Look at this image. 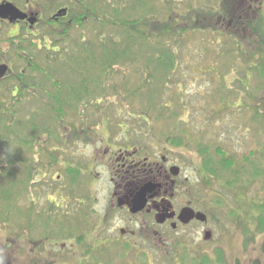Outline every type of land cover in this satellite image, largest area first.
Here are the masks:
<instances>
[{
	"label": "flooded vegetation",
	"instance_id": "af4514ba",
	"mask_svg": "<svg viewBox=\"0 0 264 264\" xmlns=\"http://www.w3.org/2000/svg\"><path fill=\"white\" fill-rule=\"evenodd\" d=\"M40 2L42 0H0V5L10 3L25 16L11 19L0 12V83L7 80L12 84V97L16 96L18 85L29 86L25 96L19 99V105L28 100L44 101L51 106L85 105L89 99L80 102L74 91L77 88L83 96L89 95V69L80 66L82 62L68 59L69 43L54 44L51 39L47 40L42 31L48 27L58 30L65 16L53 18L56 10L45 17ZM216 12L215 29L221 36L226 26V38L236 49L231 54L254 61L262 58L259 65L264 73V0H223V4L217 0ZM225 12L227 16L223 17ZM65 45L68 47L66 53L61 51ZM230 58L227 62L229 68H233ZM33 59L37 64L50 59V66L45 71H37L31 68ZM49 73L54 79L62 78L68 84H50L45 79ZM243 74L236 81L241 84V89L247 90L251 76ZM86 79L89 81L85 82ZM260 84L264 86V76ZM33 90L34 95L31 94ZM100 100L98 97L95 103ZM263 101L262 98L254 100L253 105H262ZM238 105L245 104L240 102ZM86 108L81 119L80 115L76 117H79V123L75 121L69 130L55 132L57 138L58 133L62 136L60 142L52 141V149L62 150L67 156L66 162L62 161L63 166L69 168L68 178L64 180L56 175L52 180L55 185L49 184L52 189L46 206L42 205L39 185L42 182L29 180V183L34 182V187L25 189V199L19 202L22 214L18 227L0 230L13 231L0 241V264H198V249H203L200 240L203 243L212 240L211 231L206 229L209 221L215 228L218 225L217 241H222L224 233L229 234L213 212L209 214L198 207L199 203L205 202L201 189L209 182L218 183L225 187L224 191L231 193L232 187H227L225 181L220 182L217 177H205L202 161L192 168L197 181L191 182L185 172L187 165L182 151L159 137V133L151 131L148 117H140L146 123V131L130 133L119 123L117 138L114 131L109 130L110 121L104 116L99 120H103L104 125L98 122L96 130L91 131ZM101 128L104 129L99 130ZM144 137L149 140H143ZM80 145L89 152L81 159L76 158L77 148L83 154ZM58 165L59 160L53 167ZM42 167H47L45 162ZM101 185L105 188L102 200L97 197ZM138 194L142 205L132 211L137 207L134 201ZM218 195L213 197L210 207L220 211L232 224L233 233L240 229L234 220L241 217L237 214L240 207L234 208L228 202L230 200ZM186 209L204 214L205 221L195 216L186 221L182 217ZM256 212L253 209L251 215ZM65 220L68 225L76 224L82 233L68 232L66 236ZM260 234L264 232L255 231L253 236ZM218 243H209L220 250L212 264H224L220 255L222 246ZM261 250L264 251V243ZM236 264L240 263L237 261Z\"/></svg>",
	"mask_w": 264,
	"mask_h": 264
},
{
	"label": "rangeland",
	"instance_id": "374dc122",
	"mask_svg": "<svg viewBox=\"0 0 264 264\" xmlns=\"http://www.w3.org/2000/svg\"><path fill=\"white\" fill-rule=\"evenodd\" d=\"M189 1L194 7H197V9L198 6H201L210 8L212 9V11L214 10L213 7H216L217 4L216 0ZM47 2L49 3L50 1ZM181 2L182 0H175V3H173L172 6L176 12L178 11V13L179 11H185L187 8L186 5ZM40 3L45 17L55 12L58 8L67 7L66 0H54L49 8L44 7L43 1ZM166 15L167 14H165V11H161L158 15V19L163 20L165 19ZM206 18L214 19V13L208 14ZM213 25L215 26L214 23ZM48 31L49 29H44L42 32L47 36V40L50 41L51 35ZM72 31L76 32V29L73 27ZM226 31V26H224L222 32L223 35L221 34V36H219L218 44H216L215 42L214 44L212 43L216 36H214L210 31L189 34V44L180 46V51L177 54V66L168 76L169 82H167V87L164 89V95L161 103L162 106H168L170 108L172 107L171 109L177 112L185 122L177 124L176 119L179 118H164L163 120L157 122L155 125H151V123L149 122V126L151 128H154L155 126V133L157 132L159 134H169V132L173 131L174 129L175 135H181L185 138L183 139L184 144L182 143L180 146H177V148L182 151L181 153L183 155H181L185 159V163L187 165L185 172L191 182L197 181V178L195 176L197 174L194 173L195 170H193L192 172V168L195 164H198V162L201 163L202 157L200 156V152L202 153V151H206L209 155L211 154L212 161H214V164L212 165L215 166L216 170L218 171V178L220 179V182L221 180L225 181V179L228 178L232 179V176L234 174L232 171L236 172L235 174L238 182L233 183V193H231L230 191H224L225 187L220 186L218 183L209 182L201 189V197L202 200H205V202L202 204L199 203L200 205L198 204V207L206 210L209 214H212L213 212L214 217L219 218L220 226L222 225L224 229L229 232V234L224 233L223 239L220 242L217 241V238L219 236L218 225L215 228L211 225V221H209V226L206 228L212 233V240L210 242H219L218 244L222 246L220 255L221 260H223L224 264H236L237 261L240 264H254V260L263 264L264 251H262L261 248L264 243V234H260L259 237H257L256 235L253 236V233L255 232V223L251 220V211H253L251 205L253 203H262V201L264 200V176H260L257 178L252 177L251 172L254 168H262L264 166V123H262V121H258L257 124L256 122L258 119H254V121H251L250 119L253 117V114H255L256 111V109L252 107V105L254 104V100L257 101L259 95L262 96V94H264V91L260 89V87H262L260 81L253 75H251L250 88L248 92L241 89L238 81H236L238 77H243L244 67H247L250 64L249 59L234 60L231 66L233 68H229V64L227 61H230L231 58H225V56H223L219 58L220 68L212 67V62L218 64V57H215V55H213V59L210 58L212 54L211 51L214 50V48L218 52H220L221 50L225 51L231 49L230 43L225 35ZM77 33L78 32H76L75 35ZM70 35L72 36L71 40L75 39V35L73 32L70 31ZM200 36L203 38H201ZM71 40L69 41V43L71 42ZM201 40L203 41L201 47V51L203 53L201 54L202 56H199L197 51L194 49H197V43ZM225 41H228L227 44L224 43ZM207 47L209 48V50L211 49L210 53L209 51H205ZM197 56L198 58H196ZM201 57L206 58V62H202L203 59ZM32 62L34 64H37L36 59H33ZM202 63L204 64L201 65ZM38 64L44 65L45 63L41 62ZM19 65H21V63ZM140 66L141 64L138 62L134 64H128V66L125 67V75L118 73L113 75L115 83L120 84L124 78L128 80V83H136L137 80H144L143 77H145V74H143L144 71H141ZM237 69H241L242 71ZM237 72H240L241 75H239ZM229 79L231 81L230 83H228ZM11 85L12 84H9V82L0 83V100H5L2 103L3 106L9 107L8 100L11 96L8 88L11 87ZM227 86H230L231 88L228 89ZM35 90H33L31 94L34 95ZM108 92L105 100H101L100 103L94 102L92 105H89L86 108V116L91 127H94L95 123L99 122L101 115L107 114L108 116H110V122L108 123L109 130H113V134H116L117 138L119 137L117 133H119L120 131L118 127L119 123L125 125L126 130H128L130 133L136 131H146V123L143 120L139 118L132 119L126 113L127 111L124 109V106H126L127 101H123V98L120 99V96H118L115 99L116 104L113 105L111 103L110 94ZM40 96L42 97L41 94H39V97ZM172 97H175L177 101L179 100L178 103L180 105L183 106V104H185V107H187L188 111L185 110L186 112H184L181 106L173 107L170 101ZM31 98L34 97H29V99ZM234 98H240L241 102H243V104L245 105H243V107L236 106V102L235 104H233ZM222 99H224V101H227L223 102L221 101ZM220 104H228V106L232 107V109H226L222 111L219 110L220 113L218 114V116H216L214 112L219 108L218 106H220ZM261 104L262 108L260 109L264 111V101ZM142 106V104H139V108H141ZM40 108H43L45 112L42 113L39 110L40 113H35L34 117L31 116V114L35 112V110ZM98 108H104V112L100 115L98 114ZM5 109L8 108L5 107ZM16 109L17 116L19 117V122L24 126V130L22 132L24 136L26 135L30 137L31 134H33V136H36L37 131L40 130L41 127L48 126L50 124L48 120L44 122L42 119H40V117L50 114V111L52 114L50 105H48V103L44 101L28 100L26 104L20 105L16 107ZM48 110L49 112H47ZM63 110L67 112L66 108H63ZM161 111L163 110H155V116L160 117L159 113ZM229 112H233V115H230ZM5 113V115H8L10 113V110L5 111ZM67 113L68 116L63 117V121L56 129L57 132L62 131V129L64 130L65 127L69 128L71 123H74L75 121L79 123L80 119L83 117L82 114V116H80V119L79 117L76 119V117H73V114L70 111ZM30 122L35 123L38 127L40 124H42V126L39 127V129L35 132L30 128ZM101 123L104 125L103 120L101 121ZM91 127L90 130L92 131L93 128ZM20 130L22 131V128ZM155 133L154 135H156ZM158 136L161 137L160 135ZM46 137L47 135L43 133V135L39 138L44 140ZM143 140H149V137H144ZM52 144V139L48 138L45 141L44 148L51 147L50 145ZM40 147H43L42 144ZM79 147L81 148V152L83 154L79 153L80 149L77 148L78 153L76 155V158L81 159L85 157L89 152L83 149L81 145ZM217 148H219L220 150H217ZM39 149V147L35 146V148L33 149L34 153L32 157L36 158L35 160H37V164H39L38 167L40 169L42 166V162L45 161V158H42V161L36 157V151L39 152ZM4 153L5 149L3 151V149L0 148V162H3L2 155H4ZM24 154H26L25 157H23ZM10 155L11 159L14 160H16L17 158H24L25 160L27 158H31V155L26 150L20 151L19 153L13 151ZM228 158H231L234 162V165L231 168V172L225 171V169L222 168L223 161ZM62 160L66 162L67 156L64 155L62 159L59 158L58 166L43 171V174H41V176L36 174V178L32 180L36 182H42L39 183V185H41L42 188L43 206L48 205L46 200L47 196L51 194L52 189L49 184L55 185L52 180L56 178V175H60V178L64 180L66 179L64 169H62L66 167V165L63 166ZM22 164L24 165V162ZM22 169H24V166H21L18 163L10 166L11 173L14 177L17 178L23 177L24 170ZM0 179V185L2 184V182L5 183V177H0ZM42 180L47 181V183H43ZM215 181L217 182V180ZM33 184L32 186L34 187ZM59 184L63 183L60 182ZM32 186L30 188H33ZM99 188V195L97 197L102 200L105 196V188L103 185H101ZM216 195L230 200L228 202L230 204L232 203V206L234 208L236 206L240 207V211H237V214L241 215L243 219L241 217H235L234 219L235 225L240 226L239 230L232 233V231L234 230V228H231L232 224L222 217L223 215L220 211H213L211 209V200ZM22 199H25V197L21 196L19 198L18 196L17 198H15V201L20 202ZM26 201L27 200H25V202ZM19 204L20 203H14L10 206L14 209L17 205L19 207ZM247 205L249 206L247 207ZM12 211V218H15V221H12L19 225L22 210L18 208ZM1 218L2 220H0V223L4 225L5 221H3V217H0V219ZM68 223V220H65L63 225V230L66 236L68 232L77 234L82 233L81 228H78L76 224L74 226H71L68 225ZM4 226L11 228L9 224H5ZM200 229L201 228H199V230ZM0 230H4L1 225ZM12 234L13 231L0 232V241H3L5 236H10ZM210 242L203 243V241L200 240V245L203 244V249H198V263L202 262V259L206 257L207 264H212L214 263V260L218 258L217 251L220 250L214 248L212 244H209Z\"/></svg>",
	"mask_w": 264,
	"mask_h": 264
},
{
	"label": "trees",
	"instance_id": "16d2710c",
	"mask_svg": "<svg viewBox=\"0 0 264 264\" xmlns=\"http://www.w3.org/2000/svg\"><path fill=\"white\" fill-rule=\"evenodd\" d=\"M42 1L44 2V7L49 8L54 0ZM47 1L50 2L48 3ZM219 1L223 4V0ZM66 2L67 7L62 8L66 9L67 15L65 14V20L59 23V29L53 30L51 27L47 29H49L48 32L54 44L65 43L67 45L72 37L70 31L73 32L74 35L78 32L75 35V39L71 40L69 43L71 47L68 59L82 62L80 66H86V68L89 69L90 81L87 79L85 80V82H90L89 95L87 97L83 96L77 88L74 93L76 94V99H79L80 102H82L81 100H87V98L90 102H85V105H82V103L77 105L75 103L74 106H68L66 104L56 106L50 105L52 114L50 111V114L40 117L44 122L48 120L50 124L43 127H41L42 124H40L39 127L42 129L40 128V130H38L39 127L35 123L30 122V128L35 132L38 131L36 136L31 134L30 137H28L26 135L24 136L22 133L24 126L19 122L16 107L20 106L18 103L20 102L19 99L25 96V90L28 89L29 86L25 87L18 85L16 96H11L8 100L9 107L2 105L5 101L4 99L3 101L0 100V148H2L3 151L5 149V153L2 155L3 162H0V177H5V183L2 182L0 185V217H3V221H5L4 225L10 224L13 228L15 225L18 227V224L12 221H15V218H12V210L18 209L19 207L17 205L13 209L10 205L14 203L18 204L19 202H16L15 198L18 196L20 198L25 195V189L32 186L29 180H34L36 174L41 176L43 171L52 168L59 158L62 159L65 155V152L62 150H53L51 148L52 145L46 148H44V145L48 138L58 142L62 140V136L58 133L59 136L57 138L55 132H57L56 129L63 121V117L68 116L67 112L70 111L73 117L82 116L85 107L92 105L98 97H100L102 101L105 100L108 95L107 92L109 91L108 93L110 94L111 103L113 105L116 104L115 99L118 96H120V99L123 98V101H127L124 109L129 116L138 117L139 119L143 116L148 117V121L151 125H155L164 118H179L176 119V123H184V119L171 109L172 107L161 105L164 89L167 87V82H169L168 76L177 66V54L180 51V46L189 44V34L202 33L203 31H210L216 36L214 41H212L213 44L214 42L216 44L219 43L218 38L220 35L217 34L215 26L213 25V19L206 18L210 13H214V16L217 15V4L216 7H213L215 11H212L210 8L201 6H198L197 9L189 0H182L181 3H184L187 8L185 11H179L178 13V11L176 12L172 7L175 0H66ZM161 11H165V14H167L163 20L158 19V15ZM225 16H227L226 12L223 17ZM52 17L54 18L55 16L53 15ZM73 27L76 29V32L72 31ZM227 42L225 41L224 43L227 44ZM197 44L198 47L194 50L197 51L199 56H202L201 54L203 52L201 51V47L203 41L201 40ZM66 45L61 48L62 52L66 53L68 51ZM230 48V50H221L220 52L216 51L215 48L212 51L211 49L209 50L208 47L206 48L205 51H209V53L210 51L212 52L211 59H213V55L218 57V64L212 62V67L220 68L219 58L223 56H225V58L232 57L233 62L234 60L245 59L231 54L236 50L232 46V43H230ZM196 58H198V56ZM201 58L203 59L202 62H206V58ZM249 60L250 64L244 67L243 73H249L250 76L253 75L261 82L264 73L261 72L262 65H259V62H263V59L260 58L256 61ZM136 62L141 64L140 69L144 71L143 74H145V77H143L144 80H137L136 83H128V80L124 78L120 84L115 83L113 75L117 73L125 75V67L128 66V64H134ZM43 63L45 64L40 65L32 62L31 68H36L37 71H45L50 66V59L49 61L43 60ZM203 64L204 63L201 65ZM76 66H78L77 63ZM237 70L242 71L241 69ZM238 74L241 75L240 72H238ZM45 79H48L50 84L57 82L64 85L68 84V82L62 78L54 79L50 73ZM6 82L9 81L4 80L1 83ZM81 82H84V80L82 79ZM241 82L242 81H240V83ZM11 88L12 85L8 88L9 93L12 92ZM260 89L264 91V86L260 87ZM244 91L248 92L249 89ZM261 98L264 99V94H262V96L259 95L258 99ZM170 101L173 107L181 106L184 112L188 111L185 104H183V106L180 105L178 103L179 100L177 101L175 97H172ZM221 101L226 102L227 100L224 101V99H222ZM233 102V104L236 102V106L243 107V105H238L241 102L240 98H234ZM87 103H89L88 106ZM138 103L143 106L139 108ZM5 107L8 109H5ZM218 107L219 108L214 112L216 116H218L222 110L232 109L228 104H220ZM252 107L255 108L256 111L250 120L254 121V119H258L256 122L257 124L258 121L264 123V111L260 109L262 105H252ZM63 108H66L67 112L64 111ZM7 110H10V113L5 115V111ZM39 110L42 113L45 112L43 108H40L35 110L31 116L34 117L35 113H40ZM155 110H163L159 113L160 117L155 116ZM47 112H49V110ZM103 112L104 108H98L99 115ZM229 114L233 115V112H229ZM101 116H104L105 119L110 121V116L107 114ZM97 124L99 123L96 122L95 126ZM95 126L91 127L93 128L92 131L96 130ZM21 128L22 131L20 130ZM154 128H151V131L155 132L156 130ZM72 129L76 130L77 128L72 127ZM102 129L104 128L99 130ZM67 130H69V128L65 127L64 130L62 129V132ZM43 133L47 135L44 140L39 138ZM160 136L163 140L170 141L174 146H180L182 143L184 144L183 139L185 138L181 135H175L174 129L169 132V134L163 133L160 134ZM41 144L43 147H40ZM35 146L40 148V152L36 151V157L39 160L45 158L44 162L46 163V168L42 167L44 166V162H42V166L39 169V164H37V160H35L36 158L32 157ZM23 150L29 152L31 155L30 159H11L10 154H12L13 151L19 153ZM217 150L220 149L217 148ZM202 153L200 152V156L202 157V170L206 175L205 177L211 178L214 176L218 178V171L216 167L212 165L214 161H212L211 154L209 155L206 151H202ZM25 155L26 154H24L23 157H25ZM23 162L24 165L22 164ZM16 163L24 166V169H22L24 170L22 178L14 177L10 171V166ZM233 165L234 162L232 159L228 158L223 161L222 168H224L225 171L231 172ZM62 169H64L65 178L67 179V174L70 173L69 168L64 167ZM232 172L234 173L232 179H225L227 187H232L233 183L238 182L236 179V172ZM75 173H78L77 169H75ZM251 173L252 177L256 178L264 176V166L262 168H254ZM251 208L257 211V214L251 217V220L255 223V231L264 232V200L259 204L253 203ZM0 220H2V218ZM0 225L3 228L7 227L2 223H0ZM198 264H207V258H203L202 262Z\"/></svg>",
	"mask_w": 264,
	"mask_h": 264
},
{
	"label": "water",
	"instance_id": "95a60500",
	"mask_svg": "<svg viewBox=\"0 0 264 264\" xmlns=\"http://www.w3.org/2000/svg\"><path fill=\"white\" fill-rule=\"evenodd\" d=\"M0 12H3L6 15L10 16L11 19H23L25 17L24 15H21L22 13H20V11L10 3H4V4L0 5ZM65 13H66V9L61 8L57 11V13L54 16L55 17L62 16V15H65ZM139 196H140V194L136 195V197H135L134 203L137 207L134 208L132 211H137L141 207L139 205H142V202H141V199ZM194 216L196 218H198V220H200V221H205V219H206L204 214H202V213H196L195 214L190 209H186L182 212V217H183V219H186V221H188V219H191Z\"/></svg>",
	"mask_w": 264,
	"mask_h": 264
}]
</instances>
